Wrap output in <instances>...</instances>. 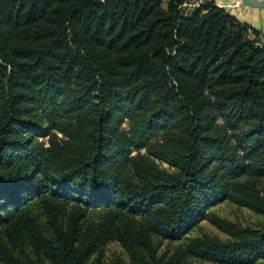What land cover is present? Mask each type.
I'll list each match as a JSON object with an SVG mask.
<instances>
[{"label": "trees", "instance_id": "trees-1", "mask_svg": "<svg viewBox=\"0 0 264 264\" xmlns=\"http://www.w3.org/2000/svg\"><path fill=\"white\" fill-rule=\"evenodd\" d=\"M192 1L0 0V264H264V227L213 211L264 215V41Z\"/></svg>", "mask_w": 264, "mask_h": 264}, {"label": "rangeland", "instance_id": "rangeland-1", "mask_svg": "<svg viewBox=\"0 0 264 264\" xmlns=\"http://www.w3.org/2000/svg\"><path fill=\"white\" fill-rule=\"evenodd\" d=\"M195 2L196 1H192V3ZM27 105H30V107H32L31 109L34 110L33 113H35L36 111H41L40 107L35 104L32 105L27 103ZM125 110V103L120 102L115 106V108L113 109V119L111 121V125L115 127L119 132L129 135L131 133L132 126L131 120L129 119V115L125 113ZM219 124L222 125V122L220 121ZM50 134L51 132H49L46 136H38L36 137V140L48 146L49 140L53 138V136ZM57 139L61 141L64 140L63 136L60 134H57ZM131 157L139 158V160L144 165L149 167L152 172H173V170L167 164L150 156L146 149L132 150L130 152V158ZM213 211L216 212L219 216L243 227H264V215L255 214L246 208H241L228 202L219 204L218 206L213 208ZM202 233L218 236L222 239L226 238L223 233H221L217 228H215L208 222H202L200 226L192 232L191 235H199ZM117 258H120L125 262H127L128 260L126 254L124 253L120 245L113 242L106 246L104 256L102 257L100 264H115ZM93 260L95 261L96 259Z\"/></svg>", "mask_w": 264, "mask_h": 264}, {"label": "crops", "instance_id": "crops-1", "mask_svg": "<svg viewBox=\"0 0 264 264\" xmlns=\"http://www.w3.org/2000/svg\"><path fill=\"white\" fill-rule=\"evenodd\" d=\"M217 6L226 9L242 23H246L260 33L261 40L264 41V10L251 9L242 6L235 0H212Z\"/></svg>", "mask_w": 264, "mask_h": 264}, {"label": "water", "instance_id": "water-1", "mask_svg": "<svg viewBox=\"0 0 264 264\" xmlns=\"http://www.w3.org/2000/svg\"><path fill=\"white\" fill-rule=\"evenodd\" d=\"M242 6L264 10V0H237Z\"/></svg>", "mask_w": 264, "mask_h": 264}, {"label": "built area", "instance_id": "built-area-1", "mask_svg": "<svg viewBox=\"0 0 264 264\" xmlns=\"http://www.w3.org/2000/svg\"><path fill=\"white\" fill-rule=\"evenodd\" d=\"M202 3H203L202 0H198L195 3L188 2L184 6L187 7V8H193V7H199V5L202 4Z\"/></svg>", "mask_w": 264, "mask_h": 264}]
</instances>
